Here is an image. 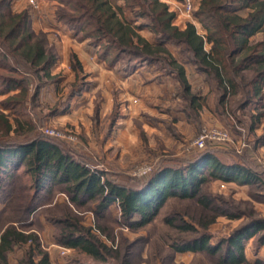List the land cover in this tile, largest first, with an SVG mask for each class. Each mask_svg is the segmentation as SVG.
<instances>
[{
    "label": "trees",
    "instance_id": "obj_1",
    "mask_svg": "<svg viewBox=\"0 0 264 264\" xmlns=\"http://www.w3.org/2000/svg\"><path fill=\"white\" fill-rule=\"evenodd\" d=\"M10 1L0 0V94L16 92L4 104L10 113L0 111V202L5 201L0 216L10 211L15 218L0 225V264H9L8 255L14 247L26 245L24 256L16 264H50L47 253L41 250L39 236L27 229L32 216L44 212L46 220L57 229L55 244L76 255L67 263L137 264L130 255L134 245L118 243L113 248L115 229L108 222L124 224L132 231L146 228L172 200L192 202L197 214L178 211L160 219L165 230L157 237L170 256L193 252L215 264H264L261 260L247 261L243 248V242L255 235L257 243L264 245L263 220L252 219L217 242L211 241L208 232L217 218L237 219L241 215L235 207L228 208L223 199L204 194L205 184L216 180L262 186V178L251 167L227 162L206 149L193 159L179 161V166L159 168L142 182L119 185L102 180L100 171H92L48 139L30 135L35 126L23 119L21 110L29 98L36 97L40 85L51 78L55 55L44 35L31 29L26 11H10ZM56 1V19L98 47L99 59L110 66L122 56L164 63L168 75L178 82L188 117L201 104L189 92L183 68L165 47L167 43L179 48L212 85L218 109L236 119V112L252 105L258 113H251L250 127L263 117L264 0H200L193 17L203 34L191 22L183 29L176 26L175 12L160 0ZM128 13L133 19L126 16ZM137 21L141 25H136ZM143 27L154 32V42L138 35ZM29 85H34L33 93ZM113 204L119 215L110 219ZM85 211L93 214L95 227L84 225ZM100 235L109 245L100 240Z\"/></svg>",
    "mask_w": 264,
    "mask_h": 264
},
{
    "label": "rangeland",
    "instance_id": "obj_2",
    "mask_svg": "<svg viewBox=\"0 0 264 264\" xmlns=\"http://www.w3.org/2000/svg\"><path fill=\"white\" fill-rule=\"evenodd\" d=\"M32 1L35 3V6L30 3V0H11L9 9L12 13H20L22 11L28 13L31 29L35 33H41L44 35L47 47L52 50L55 55V61L50 68L51 78L40 85L36 97L34 99L29 98L25 108L21 110L24 115L23 119L31 122L35 126L34 132L30 135H40L45 139H48L64 152L70 153L75 160L84 163L92 171H100L102 173V180L108 179L119 185L126 186L133 185L134 182L144 181L159 168L166 166H179L181 164L179 161L196 157V155L201 152L186 154L185 148L197 138L203 128H223L228 131L231 136L230 128L223 118H221L222 120L219 121L220 124L217 126L211 121L204 122V124L200 125L199 130L194 137L183 141L176 148L173 146L164 147L166 149L163 150L167 152V157H163L166 153L164 154V152H162L163 150L158 152L160 144L158 143L156 146L149 147L147 145L149 139L142 135L143 130L141 126L134 124L136 127L135 130H132V132H134L133 137L134 139L136 138V142H138L139 146H136L132 151L126 144L130 139L120 138L123 142L119 141L120 144L118 147L112 146L111 151L113 152L108 153V157L105 156L103 158L100 154L102 152L100 150L101 140L96 137L95 134L97 126L96 117L99 116V111L101 110L100 101L102 100V97L99 96L96 98L95 105L94 100H92L89 108L85 105L82 107L81 104L74 116H72L73 118L69 116L66 118L60 117V112L65 109L69 97L80 93L82 88H84V85H87L85 82L88 81V77L84 74L77 56L72 53L74 49L80 51V48H82V45L79 49V46H77V44L82 41V36L80 34H75L56 19L55 11L59 6L58 1ZM166 4L169 6L170 11L175 12L176 15L181 14L186 19L192 17L191 15L188 16L184 13L181 2H177V6L173 8H171L168 3ZM126 16L131 19L130 13ZM198 30L199 29H197V31ZM202 31L203 30L200 29L198 32L203 34ZM74 39L76 41H74ZM68 40L71 41L70 43L73 46L67 47ZM84 47L87 50L88 56H92L93 54L91 51L97 52L98 48L93 46L91 42L85 44ZM168 50L178 55L180 59L181 57L187 58L185 54L180 52L179 48L173 49L170 47ZM68 51L71 52L68 53ZM97 58L99 59L98 54ZM105 63L107 67H112L107 62ZM135 63H144L147 66L152 65L154 66V70L156 69L163 75H168L167 72H169V68L164 63L151 64L127 56H122L114 65L125 68L134 65ZM175 82H177V80H175ZM204 82L210 92L215 94L212 85H208L206 80ZM1 88L2 86L0 85V89ZM33 90L34 85H29V91L33 93ZM177 90L178 95L181 96L179 88H177ZM15 92L16 91H11L0 94V111L5 114L10 113V111L4 107V104L7 101V98ZM132 103H136V101H133ZM232 106L235 108L234 104ZM251 110H253L252 105L245 111L236 112V119L242 120V125L246 130L249 123H251ZM254 112L258 113L257 110ZM87 113H89V115ZM113 116L118 117L117 113L115 114L114 112L111 115H108L107 120L105 121L106 125L113 122ZM197 116V112L189 115L191 118H197ZM88 125L91 127V136L86 137L84 133H82V129L85 130V126L87 127ZM262 125V130L259 133L264 132V116L262 119ZM140 131L141 135L139 136ZM22 137L24 136H20L19 139H23ZM245 138L247 139L248 137L245 135ZM249 138L253 140L249 142L246 139L245 141L242 138L237 140H235L236 138H233L230 143L215 144L211 148H207L213 150L215 154H217V152L224 153V155H220L219 157L227 162L243 163L246 166L251 167L259 173L263 181V184L260 187H247L236 183H224L216 180H212L205 184L203 188L204 194H208L216 199H223L228 202V208L235 207L236 210L234 211L241 215L237 219H228L225 216L217 218L216 222L211 224L208 228V232L212 237V242L228 238L233 231L240 228L241 225L250 222L252 219H261L264 221V141L257 146V142L255 141L256 137ZM149 143L151 142L149 141ZM154 150H156V154L152 153ZM175 151H179L180 154L172 156L170 153ZM115 152H117V154H115ZM226 154L228 155L227 157L225 156ZM145 165L152 167V170L147 175L141 177L133 175ZM61 198V200L64 199V197ZM4 206L5 201L0 202V211H2ZM111 207L112 214L110 215V219L119 215L117 205L113 204ZM178 211L183 212L184 215L185 212L195 215L197 214V207L190 201L172 200L163 208V211L160 212L159 217L152 225L137 231L129 230L124 224H121L122 226H117L109 221L108 226H112L115 229V242L113 248H115L118 243L121 246L124 244L126 245V243L130 246L134 245L130 249V255L131 261L137 264H163V262L164 264H215V261L208 259L201 253L196 254L193 252H184L180 253V255H177V253L174 256L169 255L167 247H165L157 237L160 231L165 230V227L160 224V219L163 216ZM82 214L84 218L83 221H86L84 222V225L95 227L91 211H85ZM46 215L47 213L44 212L43 214L39 213L32 216L31 224L27 229L34 231L39 236L41 250L47 253L50 264H66L68 258H76V255L72 250L65 249L55 244L54 235L57 229L51 222L46 220ZM14 218L15 214L12 215L10 214V211H7L0 216V225L5 226L9 224V222L14 221ZM257 237L258 236L255 235L243 242L245 257L249 262L257 260L264 261V245H259L257 243ZM99 238L101 241H104L109 245L102 235H100ZM27 248L28 245L14 247L8 255V263L16 264L24 256ZM168 256L171 257V259L168 258Z\"/></svg>",
    "mask_w": 264,
    "mask_h": 264
},
{
    "label": "crops",
    "instance_id": "obj_3",
    "mask_svg": "<svg viewBox=\"0 0 264 264\" xmlns=\"http://www.w3.org/2000/svg\"><path fill=\"white\" fill-rule=\"evenodd\" d=\"M160 1L168 3L171 8L176 7L177 2H179V0ZM199 1L192 0L194 11L198 8ZM131 19H133L132 15ZM187 22L193 23L195 27L197 25L196 29H199L198 31L202 30L193 15L190 19H186L183 15L178 14L174 24L183 29ZM141 23V21H137L135 24L141 25ZM137 33L150 43L155 40L154 32L148 27L141 28ZM74 41L76 40L74 39ZM70 42L69 40L67 41V47L73 46ZM88 42V39L82 40L77 44L79 46L78 49L82 45L80 51L75 49L72 51L77 56L84 74L88 77V81L85 82L87 85H84L80 93L69 97L65 109L60 112V117L66 118L69 116L73 118L72 116H74L81 104L82 107L85 105L89 108L92 100H94L95 105L96 98L102 97L100 101L101 110L99 111V116L96 117L95 134L101 140L100 150L102 152L100 154L103 158L105 156L108 157V153L113 152L111 151L112 146L118 147L119 141L123 142L120 138L130 139L126 144L132 151L136 146H139L136 138L134 139L133 137L134 132H132V130H135L136 124L141 126L142 135L151 142H147L149 147L160 144L158 152L166 149L164 147L167 146L176 148L183 141L194 137L200 125L204 124V122L211 121L216 126L219 125L221 118L226 121L230 128L232 140L233 138H236L235 140L239 138L245 140L246 135L248 137L246 140L249 142L253 140L249 137H256L257 146L264 141V132L259 133L262 130L263 117L253 127L249 126L246 130L242 125V120H235L229 113L218 109L216 106V95L210 92L204 82V76L196 71V68L187 58L181 57L180 59L178 55L168 50L170 47L176 49L170 43H167L165 47L176 62L182 66L184 78L189 86V92L194 94L200 101L201 106L197 110V118L188 117L184 112L183 108L186 105V101L182 99V96L178 95L177 88L179 85L171 75L160 74L156 69H153L154 66H147L144 63H135L125 68L117 65L107 67L104 61L97 58L96 51H91L93 55L88 56L84 47ZM70 52L68 51V53ZM262 89L264 91V85ZM133 101H136V103H132ZM113 112L117 113L118 117L113 116V122L106 125L105 121L108 115ZM251 113L255 114L254 110H251ZM262 113L264 116V109H262ZM87 114L89 115V113ZM90 132V125L85 126V130L82 129V133L86 137L91 136ZM140 135L141 131L139 132ZM156 150L152 153L156 154ZM162 152L166 153L163 157H167V152L165 150ZM170 154L176 156L180 152L175 151ZM216 155L220 156L224 155V153L217 152ZM225 156L227 157L228 155L226 154ZM178 254L180 255V253Z\"/></svg>",
    "mask_w": 264,
    "mask_h": 264
},
{
    "label": "built area",
    "instance_id": "obj_4",
    "mask_svg": "<svg viewBox=\"0 0 264 264\" xmlns=\"http://www.w3.org/2000/svg\"><path fill=\"white\" fill-rule=\"evenodd\" d=\"M183 5L184 13L188 16H192L193 6L191 0H179ZM30 3L35 6V3L30 0ZM232 140L228 131L219 127L203 128L197 138L185 148L186 154L193 152H203L207 148H211L215 144L230 143ZM264 168V166H263ZM152 170V167L145 165L140 168L136 174V177L147 175Z\"/></svg>",
    "mask_w": 264,
    "mask_h": 264
}]
</instances>
